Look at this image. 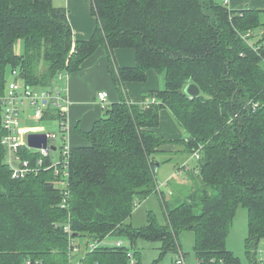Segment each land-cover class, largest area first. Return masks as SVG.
<instances>
[{"label": "trees", "instance_id": "trees-1", "mask_svg": "<svg viewBox=\"0 0 264 264\" xmlns=\"http://www.w3.org/2000/svg\"><path fill=\"white\" fill-rule=\"evenodd\" d=\"M91 6L97 29L91 38L75 40L68 9L53 0H0V95L7 91L9 67L21 84L52 90L102 44L109 47V70L120 93V101L107 104L88 133L90 143L72 148L66 207L61 206L65 187L51 170L12 178L0 130V264H68L73 239L67 224L72 238L104 241L115 234L131 239L133 247L106 245L89 252L87 264H130L128 249L141 264V252L134 249L139 238L162 243L153 264L169 253L177 264L181 254L186 259L179 239L184 230L194 233L200 264H242L227 247L240 206L248 213L247 264H260L264 37L249 41L261 24L260 10L235 9L218 0H91ZM20 41L24 51H17ZM119 47L135 49L134 67L117 65L113 51ZM151 69L163 75L165 87L144 103H133L126 83L146 81ZM189 82L199 87V95L185 92ZM163 108L173 113L186 137L173 140L157 132ZM168 144H182L180 154L199 155L193 168L198 185L174 199L159 188L157 177L159 165L172 160L156 156ZM21 153L36 162L37 153L27 148ZM178 168L190 170L187 163ZM155 193L166 222L150 211L147 224L134 227L137 205Z\"/></svg>", "mask_w": 264, "mask_h": 264}, {"label": "crops", "instance_id": "crops-1", "mask_svg": "<svg viewBox=\"0 0 264 264\" xmlns=\"http://www.w3.org/2000/svg\"><path fill=\"white\" fill-rule=\"evenodd\" d=\"M248 1L251 2L250 5L254 9L260 8H256L252 5L264 6V0H228V4L231 8L239 9L243 7L242 5H244V2ZM64 5H66L64 7L68 9L74 39L87 40L91 38L97 29V19L92 11L91 0H67ZM21 47L22 42L20 41L17 44V51H20ZM113 55L115 62L119 65V67L131 68L136 65L137 58L134 48L119 47L113 51ZM109 59V47L106 44H102L91 56L83 61L80 70L65 74L63 86L67 89L66 95L69 99V104L65 107V121L67 124L65 130L61 129L59 122L60 119L57 116L56 117L59 120L58 122L61 129L60 139L62 141L65 137L71 146V149L74 147L86 146L90 143L88 133L103 116L105 110V107L101 104L98 98L99 92L107 91L109 93V105L120 101L118 87L115 84L113 75L109 70ZM164 87L165 81L163 75L154 69L148 71L146 81H129L126 83L128 98L133 103H144L148 99L151 92L161 90ZM156 130L160 135L173 140L187 136L186 131L176 121L173 113L168 108H163L161 110L160 124ZM29 133L31 132L29 131L22 134L20 131L21 137L25 136L24 141L28 142ZM32 133L47 132L33 131ZM56 146L57 145L53 144L54 148ZM177 147L178 146L176 144H168L164 146L163 149L164 151H172L176 156H178ZM180 162L181 164L187 163V160L186 158H182ZM196 165L197 164H194V167ZM179 166H177V170L179 169ZM187 166L189 167L188 164ZM194 167L189 168L191 170ZM179 173L183 172L178 171V174ZM171 181H176L182 184L185 183V181L188 182L187 179L177 180L175 179V176H172L166 182H162V184L159 183V188L164 191L165 195L168 194L165 190H169V184ZM180 250L183 252L181 245ZM257 255L259 260H264V241H262ZM241 262L242 264H247L248 260H245V262L241 260ZM191 264H200V261L196 258V262Z\"/></svg>", "mask_w": 264, "mask_h": 264}, {"label": "rangeland", "instance_id": "rangeland-1", "mask_svg": "<svg viewBox=\"0 0 264 264\" xmlns=\"http://www.w3.org/2000/svg\"><path fill=\"white\" fill-rule=\"evenodd\" d=\"M218 1L224 2V0H218ZM53 2L59 6H66L64 4L67 2V0H53ZM250 4L251 2L248 1V2H244V5L242 6L251 7ZM252 6L256 8H260L259 19L261 22L259 26H257L252 30L253 35L249 39V41L253 43L264 37V6H257V5H252ZM20 51H24V44H22ZM15 78L16 77L12 76L11 69L9 67L6 72L7 84L10 81L14 80ZM63 84H64V80H59L57 82V85L55 86L60 87V85ZM108 101H109V97H108ZM58 121L59 120L57 119V117L54 116L52 113H48L46 116H44L43 119H39L36 116L35 109H33L28 103L20 106L19 127L22 134L29 131L31 133L33 131L47 132L50 134L55 133L58 137L52 142V144L59 146L61 144V139H60L61 129ZM21 138L24 141L25 136H22ZM181 146L182 144L177 147L178 152L179 151L181 152V150L183 149V147ZM53 155L55 159L58 160L60 158L61 153L54 151ZM177 155L178 156H176L172 151L158 152L156 154L157 159L159 161H163L168 158L172 159L171 162L168 161L162 163L157 168V177L160 184H162V182H166L172 176H175V179L177 180L179 179L185 180L187 179L188 174L193 173L192 175L194 176V178L191 180V182L185 181V183L182 184L176 181H171V183L169 184L170 187L169 190H165V191L168 193L166 197L173 199L177 196L180 197L184 196L185 193H187L188 191L190 192L191 188H196L195 186H197L199 183V179L197 175L194 173V169L193 171H191L186 168L185 170L186 173L183 172L179 174H178L179 170H177V166L181 164L180 160L182 158H186L189 167H194V164L198 163V159L192 157L187 153H181V154L177 153ZM150 211L155 213V216L159 222L161 223L166 222L165 212L162 207V203L158 193L151 194L148 198L139 202L131 219L133 226L136 228L145 226L148 222V213ZM179 235H180L179 238L180 245L183 252H185L188 264L195 263L196 255L194 250V233L189 230H184ZM247 235H248V213L245 207L240 206L236 210V214L234 216V220L230 228L229 235L227 237V247L228 249L234 251V253L237 256H239L243 262H245V260L247 261V255L245 252V239ZM86 236L88 235L86 234ZM119 240L123 241L125 246L133 247L131 246V239L129 237L125 235H115V234L108 235L106 239H104L101 245L102 247L106 245L114 246ZM73 241L77 245H80V249L82 252L75 254L74 256L75 260L80 259L83 256H86V254L90 252V243H91L90 237L88 238L74 237ZM161 245L162 243L159 240H149L146 238H139L136 241H134V249L136 248V250H139L141 252V256H140L141 264H153L155 261L159 260L161 256ZM172 262H173V254L169 253L166 257H164V259L160 262V264H172Z\"/></svg>", "mask_w": 264, "mask_h": 264}, {"label": "built area", "instance_id": "built-area-1", "mask_svg": "<svg viewBox=\"0 0 264 264\" xmlns=\"http://www.w3.org/2000/svg\"><path fill=\"white\" fill-rule=\"evenodd\" d=\"M225 2L229 3L228 0ZM17 71L13 70L12 75H16ZM52 90H36L31 85H23L18 80L14 79L8 83L7 91L4 95H0V130L3 133L1 136V142L6 147V162L12 171L11 175L13 179H24L27 176L38 173L39 171L51 170L55 176H59L58 182L63 187L64 200L62 202V207H66L67 199L69 198V181L68 177L70 175L71 166V156L72 149L66 138L62 139L61 144L53 147L52 142L57 139L55 133H47L48 144L47 147L33 148L27 141H23L20 135L19 127V116H20V106L28 103L33 109H35L36 116L39 119L44 118L48 113L57 115L60 119V126L65 130L66 121L65 118V107L69 104V99L66 95V90L63 86L52 87ZM109 93L107 91H101L98 93V98L101 104L105 107L108 104ZM155 101V99H151ZM27 148L33 153H37L36 162H33L31 158L24 157L22 155V149ZM28 151V150H27ZM54 151L60 152V158L55 159L53 153ZM195 157H199L195 153ZM65 231L68 232L71 239H73V230L71 226L67 224L65 226ZM69 253L70 259L68 264H87L85 257L80 259H74L75 254L82 253L80 246H78L74 241H72ZM102 241L91 239L90 252L98 250L102 247ZM115 248H121L125 244L123 241L119 240L115 245ZM130 264H136V259L134 257V250L128 249L127 251ZM177 264H187L186 259L181 254L176 259ZM25 264H43L41 261H26ZM260 264H264V260H260Z\"/></svg>", "mask_w": 264, "mask_h": 264}, {"label": "water", "instance_id": "water-1", "mask_svg": "<svg viewBox=\"0 0 264 264\" xmlns=\"http://www.w3.org/2000/svg\"><path fill=\"white\" fill-rule=\"evenodd\" d=\"M185 92L189 96L194 97L200 94V89L195 83L189 82L185 87ZM28 144L31 147H35V148L47 147L48 144L47 133H29Z\"/></svg>", "mask_w": 264, "mask_h": 264}]
</instances>
